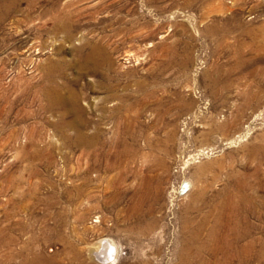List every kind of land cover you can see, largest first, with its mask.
I'll return each instance as SVG.
<instances>
[{
    "label": "rangeland",
    "instance_id": "obj_1",
    "mask_svg": "<svg viewBox=\"0 0 264 264\" xmlns=\"http://www.w3.org/2000/svg\"><path fill=\"white\" fill-rule=\"evenodd\" d=\"M0 264H264V0L0 7Z\"/></svg>",
    "mask_w": 264,
    "mask_h": 264
},
{
    "label": "bare ground",
    "instance_id": "obj_2",
    "mask_svg": "<svg viewBox=\"0 0 264 264\" xmlns=\"http://www.w3.org/2000/svg\"><path fill=\"white\" fill-rule=\"evenodd\" d=\"M20 1H23V0H0V7H2V8H6V7H9V6H12V4L14 3V2H20ZM11 8V7H10ZM4 14V13H3ZM95 70V69H94ZM96 71V70H95ZM99 244V243H98ZM99 245H101V244H99ZM108 245V244H107ZM111 245V244H110ZM113 246H114V244L112 245V248H113ZM108 247V246H107ZM101 248V247H100ZM96 250V249H95ZM94 250V251H95ZM93 251V252H94ZM100 251V250H99ZM97 252V251H96ZM113 252V251H112ZM95 253V252H94ZM99 252H97V254H98ZM103 253V252H102ZM114 253V252H113ZM96 254V255H97ZM94 255V254H93ZM98 257H99V255H97ZM107 256V255H106ZM95 257V256H94ZM93 257V258H94ZM103 258V257H102ZM95 259V258H94ZM111 259H113V258H111ZM110 259V261H112ZM104 260V259H103ZM106 260V259H105ZM114 260V259H113ZM114 263V262H113Z\"/></svg>",
    "mask_w": 264,
    "mask_h": 264
},
{
    "label": "built area",
    "instance_id": "obj_3",
    "mask_svg": "<svg viewBox=\"0 0 264 264\" xmlns=\"http://www.w3.org/2000/svg\"><path fill=\"white\" fill-rule=\"evenodd\" d=\"M185 189H187V188H184V190L182 192L187 193L188 190L185 191Z\"/></svg>",
    "mask_w": 264,
    "mask_h": 264
}]
</instances>
